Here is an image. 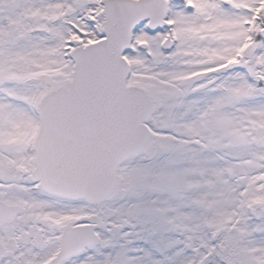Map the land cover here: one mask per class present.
<instances>
[{
  "label": "snow or ice",
  "instance_id": "6c2138e0",
  "mask_svg": "<svg viewBox=\"0 0 264 264\" xmlns=\"http://www.w3.org/2000/svg\"><path fill=\"white\" fill-rule=\"evenodd\" d=\"M0 264H264V0H0Z\"/></svg>",
  "mask_w": 264,
  "mask_h": 264
}]
</instances>
